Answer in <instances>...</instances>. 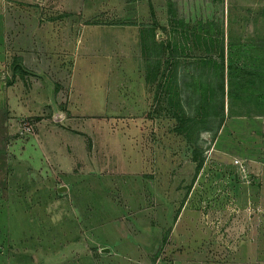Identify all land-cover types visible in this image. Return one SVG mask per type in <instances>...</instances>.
Wrapping results in <instances>:
<instances>
[{
  "label": "rangeland",
  "instance_id": "1",
  "mask_svg": "<svg viewBox=\"0 0 264 264\" xmlns=\"http://www.w3.org/2000/svg\"><path fill=\"white\" fill-rule=\"evenodd\" d=\"M0 264H264V0H0Z\"/></svg>",
  "mask_w": 264,
  "mask_h": 264
},
{
  "label": "trees",
  "instance_id": "2",
  "mask_svg": "<svg viewBox=\"0 0 264 264\" xmlns=\"http://www.w3.org/2000/svg\"><path fill=\"white\" fill-rule=\"evenodd\" d=\"M164 45V42L162 43ZM165 47H168V44L165 42ZM164 49V48H163ZM166 52H163L162 54H165ZM159 54H161L159 52ZM158 54V57L160 55ZM172 54L171 51L168 49L167 52V58L164 60L166 64H169L172 62ZM208 59L211 61V77L212 79L208 80L207 82H198L194 85V89L196 88L200 89L203 95V102L201 105L197 106V109L206 110V120L208 126L206 128H202L201 130H208L211 131L214 135H217L219 131L223 128V124L226 121V98L228 93L230 94V85L227 82L226 75H227V59H226V52L224 48V40H221L219 45V51L216 55H208ZM209 61V60H208ZM231 64H228V67ZM159 67V60H157V68ZM177 70H175V73ZM176 79V75H175ZM181 84V82H180ZM175 85L177 87V82H175ZM181 86V85H180ZM197 86V87H196ZM185 91V89H183ZM185 99H188V95L185 94ZM198 112L195 116H193L192 119L188 120L190 123L184 124L182 121V127L186 129H190V132H188V137H191V134H193V127L196 124V127L199 125V114ZM191 121L194 125H191ZM191 127V128H190ZM195 128V127H194ZM197 130V135L199 134V131ZM189 131V130H187ZM197 141V140H196ZM196 141L194 142L196 144ZM195 150V149H194ZM202 164V159L200 162V165Z\"/></svg>",
  "mask_w": 264,
  "mask_h": 264
},
{
  "label": "water",
  "instance_id": "3",
  "mask_svg": "<svg viewBox=\"0 0 264 264\" xmlns=\"http://www.w3.org/2000/svg\"><path fill=\"white\" fill-rule=\"evenodd\" d=\"M108 250V249H107Z\"/></svg>",
  "mask_w": 264,
  "mask_h": 264
}]
</instances>
